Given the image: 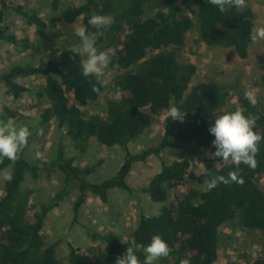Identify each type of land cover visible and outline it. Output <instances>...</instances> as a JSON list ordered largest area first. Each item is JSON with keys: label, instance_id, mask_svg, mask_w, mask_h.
Returning <instances> with one entry per match:
<instances>
[{"label": "trees", "instance_id": "16d2710c", "mask_svg": "<svg viewBox=\"0 0 264 264\" xmlns=\"http://www.w3.org/2000/svg\"><path fill=\"white\" fill-rule=\"evenodd\" d=\"M49 6L67 24L81 21L83 27L93 32L96 29L88 24L92 16L115 17L110 28L101 30L97 46L115 54L113 63L119 67L114 72L112 65L109 69L115 75L116 98L107 103L103 115L88 116L85 109L99 101L105 86L95 77L83 76L82 58L72 53V48L63 49L58 58L49 59L44 65L18 64L0 73V83L15 101L29 95L45 104L38 107L41 124L48 128L56 126L58 132L50 160L27 158L35 142L34 132L16 160L0 159V174L10 170L0 197V264H117L130 246L147 245L155 235L162 236L171 248L170 255L159 264H180L183 258L190 259L191 264H216L220 229L230 223L259 235L264 247V189L259 184L264 179V142L259 145L257 166L253 169L241 164L237 169L230 161L214 157V137L209 132L216 117L243 105L246 114L256 118L255 131L264 137V108L250 105L243 93L225 110L229 95L214 82L192 86L198 68L184 61L188 37L196 27L208 47L233 49L240 59H247L252 45L250 36L256 27L254 21L235 9L221 13L208 0H83L78 6L52 0ZM0 7V41L20 47L23 52L30 49L31 41L11 32L6 22L8 12L14 11L30 27L48 28L35 10L11 0H0ZM32 77H43L46 82L38 92L21 83ZM261 82L264 89V75ZM169 104L186 114L184 126L176 132L182 145L173 142L175 125L167 117L160 144L134 154L131 143L152 130L155 118L164 115ZM4 113L15 121L26 120L23 113L8 107ZM64 137L71 139L81 153L87 152L92 140L107 148H119L124 153L123 164L111 178L92 182L90 177L98 165H77L76 159L68 155ZM187 145H195L197 150L212 155L204 164L205 173L201 176L204 182L237 171L243 184H220L212 191L191 187L171 200L170 186L188 177L190 156L195 153L189 152L184 159L168 163L165 152ZM151 157L160 159L161 170L141 192L153 204L161 205L160 211L153 216L143 214L127 243L114 232L94 233L93 239L104 243L106 250L83 253L69 245L67 259H59V244L50 245L43 235L48 217L59 203L76 191L74 213L78 216L89 195L107 204L114 190L133 193L128 178L136 164L146 163ZM54 174L63 178V189L51 203L33 204L35 192L26 187L27 179L38 180ZM138 256L143 260L142 253ZM252 264H264V251Z\"/></svg>", "mask_w": 264, "mask_h": 264}, {"label": "rangeland", "instance_id": "374dc122", "mask_svg": "<svg viewBox=\"0 0 264 264\" xmlns=\"http://www.w3.org/2000/svg\"><path fill=\"white\" fill-rule=\"evenodd\" d=\"M16 5L23 6L28 10H35L46 21L48 28L40 30L30 27L14 11L8 12L6 22L12 33L20 38H29L31 47L28 51L5 41H0V73L4 74L14 65H44L49 59L58 58L65 48H73L79 43L75 36L77 27H83L79 21L75 25L67 24L59 13L50 9L52 0H11ZM83 0H62L64 5H80ZM1 8V7H0ZM244 18L252 19L256 27H264V0H247V7L237 10ZM184 61L197 65L198 71L192 82V86L203 82H214L228 95V110L236 103L238 96L246 89L254 88L257 92L258 106L264 108V89L261 79L264 75V40L252 43L247 59H240L233 49L208 47L201 39L198 27L188 37V46L184 52ZM106 78H101L105 90L99 101L91 104L85 110L88 116L103 115L110 100L116 98L113 86L114 73ZM21 83L36 92L45 85L43 77H32ZM45 104L24 95L20 101L7 94L4 84L0 83V119L7 120L4 108L24 113H32L31 118L15 121L18 126H28L36 133L34 144L30 147L27 158L29 160H50L52 146L58 136L56 126H42L41 111L38 107ZM166 113L156 117L153 128L139 140L131 143L130 149L134 154L144 149L156 147L164 137ZM183 122L174 121L173 142L182 145L176 138L177 129L183 127ZM43 129V134H40ZM68 155L76 159V164L81 167L98 165L96 173L90 177L95 183L103 182L114 176L124 161V153L119 148H107L96 140H92L86 153H81L75 147L71 139L64 137ZM189 152L191 169L188 177L180 184L170 186L171 200L180 192H186L188 188L204 190V180L201 176L205 173V161L210 160L212 155L203 149L197 150L195 145L182 146L180 149H171L165 152V160L172 163L187 157ZM161 170L160 159L151 157L146 163L136 164L128 178L133 193L114 190L110 193L109 202L103 203L99 198L89 195L78 216L74 213V204L77 192H73L65 198L50 213L43 231L47 242L58 243L57 255L62 261L67 259L69 245H73L83 253H96L98 250H106L104 243L93 239L94 233H116L123 243L131 240V234L138 226L141 216H153L162 208L161 205L153 204L149 196L141 190L146 187L151 178ZM10 176V170L0 174V197L3 194L4 180ZM264 189V179L259 182ZM26 187L34 190L32 202L35 205L49 204L64 187L63 178L59 174L52 176L43 175L38 180L27 179ZM264 247L259 235L242 230L236 223H230L220 229V252L216 264H252L262 255Z\"/></svg>", "mask_w": 264, "mask_h": 264}, {"label": "clouds", "instance_id": "9594fccd", "mask_svg": "<svg viewBox=\"0 0 264 264\" xmlns=\"http://www.w3.org/2000/svg\"><path fill=\"white\" fill-rule=\"evenodd\" d=\"M208 3L218 8L221 13L226 9L239 10L247 7V0H208ZM114 23L115 17L112 15H96L88 21L96 31H88L85 27L76 28L75 36L78 37L79 43L73 46L72 53L82 58L81 69L84 77L92 76L99 82L101 78L111 74L106 71L110 65L113 72L119 67L113 63L115 54L111 49L100 50L97 46V40L103 34L101 30L110 28ZM250 39L252 43L264 40V27H253ZM93 90L99 91L96 88ZM244 99L250 105L256 106L258 103L256 90L246 89ZM164 112L172 121L183 122L186 115L178 106L172 104H169ZM246 113L247 108L238 105L235 110L216 117L214 124L209 128L210 134L214 137L213 147L216 149L214 157L230 161L237 169L241 164L254 169L257 166L259 145L264 142V137L255 131L256 118ZM23 115L26 118L32 117L29 111H25ZM40 134H43V129H40ZM31 136L32 131L28 126H18L11 118L0 119V159L16 160L18 154L28 146ZM229 183L243 184V179L238 178L237 171H232L227 177L213 176L209 181L204 182V187L207 191H212L220 184ZM170 252L168 242L162 236L155 235L147 245L137 243L135 246H130L126 255L118 259L117 264H159L162 259L170 255ZM138 253L143 254V260ZM180 264H191V261L183 258Z\"/></svg>", "mask_w": 264, "mask_h": 264}]
</instances>
